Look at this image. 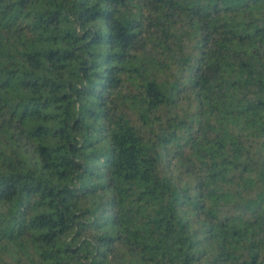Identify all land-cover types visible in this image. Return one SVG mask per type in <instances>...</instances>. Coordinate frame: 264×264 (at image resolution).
<instances>
[{
	"label": "trees",
	"instance_id": "16d2710c",
	"mask_svg": "<svg viewBox=\"0 0 264 264\" xmlns=\"http://www.w3.org/2000/svg\"><path fill=\"white\" fill-rule=\"evenodd\" d=\"M0 264H264V0H0Z\"/></svg>",
	"mask_w": 264,
	"mask_h": 264
}]
</instances>
